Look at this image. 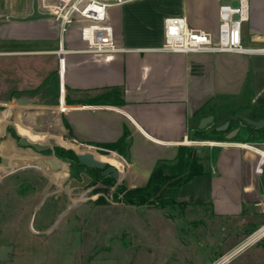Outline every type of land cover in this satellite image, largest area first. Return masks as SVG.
I'll return each mask as SVG.
<instances>
[{
  "label": "crops",
  "instance_id": "1",
  "mask_svg": "<svg viewBox=\"0 0 264 264\" xmlns=\"http://www.w3.org/2000/svg\"><path fill=\"white\" fill-rule=\"evenodd\" d=\"M232 2L137 0L116 6L109 19L117 46L125 50L102 55L82 51L85 44L71 30L64 39L67 52L59 55L57 22L10 20L23 11L0 1V100L25 91L35 94V105L57 109L39 110L35 131L45 132L40 122L49 118L52 141L76 150L84 163L126 179L131 187L145 185L157 163L173 161L180 146H199L204 173L186 183L180 195L202 220L193 226L196 234L205 235L204 244L215 247L225 241L200 264L237 246L240 251L230 264H264V126L246 121L264 119V54H184L156 48L163 44L167 16H185L192 28L216 31L220 6ZM250 3L243 41L262 47L264 0ZM27 57H35L33 78L21 66V58ZM17 62L22 79L32 80L13 81ZM210 115L213 122L201 128ZM225 122L228 130L217 131ZM236 128L237 135L228 139ZM241 133L245 139H237ZM117 142L120 149L107 147ZM170 152L173 156H166Z\"/></svg>",
  "mask_w": 264,
  "mask_h": 264
},
{
  "label": "rangeland",
  "instance_id": "2",
  "mask_svg": "<svg viewBox=\"0 0 264 264\" xmlns=\"http://www.w3.org/2000/svg\"><path fill=\"white\" fill-rule=\"evenodd\" d=\"M0 1L21 12H28L31 3ZM27 58H21L22 65L13 63V81L32 80L22 79L19 65L25 75L35 76V57ZM34 95L13 92L10 100H0V246H15L10 260L0 264H200L224 245L204 244L205 235L196 234L193 226L202 220L184 197L174 206L126 204L114 197L118 186L134 188L126 179L113 175L114 182L104 183L53 153L36 150L33 146L61 145L47 132L49 118L40 120L45 132L35 131L39 110L56 107L35 105ZM22 96L34 103L17 104ZM245 138L243 133L237 137ZM104 174L111 173L105 168Z\"/></svg>",
  "mask_w": 264,
  "mask_h": 264
},
{
  "label": "built area",
  "instance_id": "3",
  "mask_svg": "<svg viewBox=\"0 0 264 264\" xmlns=\"http://www.w3.org/2000/svg\"><path fill=\"white\" fill-rule=\"evenodd\" d=\"M137 0H31L27 17L36 11L49 16L60 26L61 40L57 53L67 52L64 39L72 30L85 44L82 51L93 54H113L125 50L116 44L114 27L109 19V10ZM237 6L223 4L219 8L220 22L216 31L192 28L185 16H167L163 22V44L158 51L170 53H259L264 46L248 47L243 41V27L250 20V0H238ZM36 4V7H35ZM237 15V17H235ZM12 16H9V19ZM61 66L65 58L60 57ZM187 142V141H186ZM193 144L194 141H188ZM264 154V149L262 150ZM240 247L221 254L210 264H230Z\"/></svg>",
  "mask_w": 264,
  "mask_h": 264
},
{
  "label": "trees",
  "instance_id": "4",
  "mask_svg": "<svg viewBox=\"0 0 264 264\" xmlns=\"http://www.w3.org/2000/svg\"><path fill=\"white\" fill-rule=\"evenodd\" d=\"M107 145L111 149H120V142ZM33 147L42 153H53L58 158L69 161L101 182L111 183L115 180L112 173L104 174L105 168L88 166L82 162L77 152L72 148L63 146H55L53 149L50 147ZM197 150L195 146H180L172 162H158L145 185L130 189L123 185L118 186L114 194L115 199L136 206L165 207L176 205L177 198L181 197V188L196 176L204 173V166L200 162Z\"/></svg>",
  "mask_w": 264,
  "mask_h": 264
},
{
  "label": "water",
  "instance_id": "5",
  "mask_svg": "<svg viewBox=\"0 0 264 264\" xmlns=\"http://www.w3.org/2000/svg\"><path fill=\"white\" fill-rule=\"evenodd\" d=\"M238 3H239L238 0H233L232 5L237 6ZM35 7H36V4H35ZM235 17H237V15ZM43 19H49V16H47L45 14L38 13L36 11V9L34 11V14H32L31 16H27V17L12 16V17H10V20L19 21V22L38 21V20H43ZM16 102H17V104H20V105H32L34 103V100L32 98L22 96V97H19L18 99H16ZM213 120H214L213 115H210V116L203 118L201 123H200V127L206 128L209 123L213 122ZM246 121L255 127H263L264 126V119L253 120V119L246 118ZM229 125H230L229 122H225L224 124L217 126L216 130L219 132H224V131L228 130ZM239 130H240V128H236V129L230 131L227 135V138L233 139L237 135ZM79 158H80V156H79ZM14 248H15V246L13 244L0 246V261L5 262L7 260H10L11 254H13V252H14Z\"/></svg>",
  "mask_w": 264,
  "mask_h": 264
},
{
  "label": "bare ground",
  "instance_id": "6",
  "mask_svg": "<svg viewBox=\"0 0 264 264\" xmlns=\"http://www.w3.org/2000/svg\"><path fill=\"white\" fill-rule=\"evenodd\" d=\"M189 140V139H188ZM188 142V141H187ZM211 144H215L214 142H212Z\"/></svg>",
  "mask_w": 264,
  "mask_h": 264
}]
</instances>
